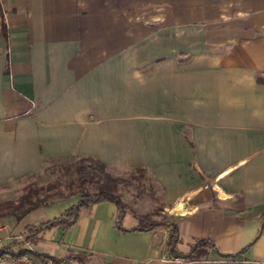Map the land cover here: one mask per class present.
<instances>
[{"label": "crops", "instance_id": "1", "mask_svg": "<svg viewBox=\"0 0 264 264\" xmlns=\"http://www.w3.org/2000/svg\"><path fill=\"white\" fill-rule=\"evenodd\" d=\"M257 77L264 0H0V182L78 155L113 171L142 167L168 215L161 227L119 231L103 201L37 245L79 252L82 264H264ZM56 204L27 216L46 221ZM136 216L127 211L122 226ZM172 222L183 253L201 237L223 253L246 248L169 257Z\"/></svg>", "mask_w": 264, "mask_h": 264}, {"label": "trees", "instance_id": "2", "mask_svg": "<svg viewBox=\"0 0 264 264\" xmlns=\"http://www.w3.org/2000/svg\"><path fill=\"white\" fill-rule=\"evenodd\" d=\"M257 81L264 84V78L257 77ZM44 174L55 175L53 182L46 187L40 186L35 182L29 183L25 191L16 201H4L0 203V219L13 218L19 222L22 218L35 210L63 202L69 198L78 196L76 202L67 207L56 217L36 224H27L22 232L21 240H12L0 245V257L6 255H19L22 253L37 254L25 243L36 244L45 231L52 229L66 230L71 227L79 218L82 212L88 210L93 205L109 201L115 205L116 216L114 226L119 231H150L161 227L165 222V217L157 218L164 212L162 203L155 205L151 212L143 216H136V224L130 228L122 226V220L127 212L126 204L121 195L116 193L117 179L113 175V170L109 169L99 159L88 156L78 155L60 158H51L43 161L41 173L39 175H29L24 179H37ZM130 180L138 182L142 189L143 183L139 180H150L146 169L136 167L126 172ZM93 188V189H92ZM151 189V188H150ZM151 198H154V191H150ZM264 221V215H263ZM180 241L176 223L172 222L168 229L167 244L165 253L169 257L180 258L185 261H194L205 258L210 252L224 258H233L243 252L246 247L235 253H223L219 250L215 242L210 238H196L190 249L183 253L177 249ZM66 257H75L81 260V253L71 252Z\"/></svg>", "mask_w": 264, "mask_h": 264}, {"label": "rangeland", "instance_id": "3", "mask_svg": "<svg viewBox=\"0 0 264 264\" xmlns=\"http://www.w3.org/2000/svg\"><path fill=\"white\" fill-rule=\"evenodd\" d=\"M113 175L117 179L116 193L121 195L122 200L126 204L127 211L134 212L138 216H143L148 212H151L154 206L160 203L158 186L151 182V180H139V183H143L144 185V188L141 191V188L137 186L138 182L130 180L127 177L126 173L119 170L113 171ZM55 178V175L44 174L37 179L29 178L0 182V203L4 201H16L25 191V187L31 182H35L40 186L46 187L49 183L53 182ZM150 188L152 189V191H154V198H151ZM76 198L77 197H75L74 200ZM69 204L70 202L68 200L49 208L47 210V212L49 213V218L58 216L62 212V210L69 206ZM162 216L165 217L166 221V219L168 218L167 213L163 212L157 218H160ZM44 217L45 216L42 212H36L34 214H31L30 216H25L24 218L19 220V222H16L11 217H8L6 219H0V245L5 244L14 239L21 240L22 236L20 235H22L24 227L27 224H36ZM25 245L30 247L31 249L33 248V245L30 243H25ZM35 249V252L41 255L39 257H52L54 259H59L60 256H63V254L66 252V250L51 252L52 249L49 243L45 247H43L42 245H37L36 243ZM42 250L45 251V253H41L40 251Z\"/></svg>", "mask_w": 264, "mask_h": 264}, {"label": "built area", "instance_id": "4", "mask_svg": "<svg viewBox=\"0 0 264 264\" xmlns=\"http://www.w3.org/2000/svg\"><path fill=\"white\" fill-rule=\"evenodd\" d=\"M0 264H82L78 258L39 257L33 254L22 253L19 255H6L0 257Z\"/></svg>", "mask_w": 264, "mask_h": 264}]
</instances>
